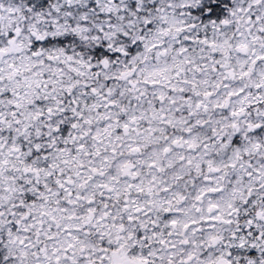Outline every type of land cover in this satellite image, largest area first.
<instances>
[{
  "label": "snow or ice",
  "instance_id": "obj_1",
  "mask_svg": "<svg viewBox=\"0 0 264 264\" xmlns=\"http://www.w3.org/2000/svg\"><path fill=\"white\" fill-rule=\"evenodd\" d=\"M0 264H264V0H0Z\"/></svg>",
  "mask_w": 264,
  "mask_h": 264
}]
</instances>
